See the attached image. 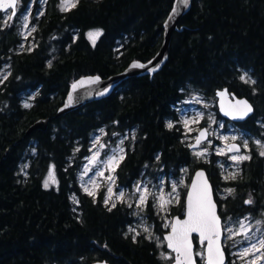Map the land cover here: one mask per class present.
<instances>
[{"label": "trees", "instance_id": "16d2710c", "mask_svg": "<svg viewBox=\"0 0 264 264\" xmlns=\"http://www.w3.org/2000/svg\"><path fill=\"white\" fill-rule=\"evenodd\" d=\"M23 1L27 7L29 0ZM174 1L79 0L76 8L61 12L60 0H35L36 31L29 36L16 26H2L0 11V71L8 64V72L0 75V264H165L154 241L144 234L133 241L126 233L133 221L126 203L109 211L101 190L91 197L80 185L81 163L101 129L110 137L135 132L116 170L122 185H130L148 165L165 172L188 167L189 181L203 167L214 189L218 184L235 189L226 198L215 191L223 219L247 211L246 197H264L259 148L252 145L251 159L240 163L236 179L225 180L215 156L197 158L181 139L178 124L167 127L168 120L177 119L187 91L215 96L227 87L251 101L254 114L248 124L264 138V0H193L162 69L125 80L109 96L14 144L32 124L57 112L76 79L107 78L132 61L150 60L161 47ZM92 28L102 30L95 45L86 36ZM245 72L256 84L241 81ZM31 93V107H25L24 96ZM53 165L57 185L45 188ZM185 194L172 206L174 215L184 209ZM150 209L149 204V217L160 231Z\"/></svg>", "mask_w": 264, "mask_h": 264}, {"label": "snow or ice", "instance_id": "6c2138e0", "mask_svg": "<svg viewBox=\"0 0 264 264\" xmlns=\"http://www.w3.org/2000/svg\"><path fill=\"white\" fill-rule=\"evenodd\" d=\"M183 2L186 7L187 0H183ZM19 3L20 0H0V11L7 13V19L3 21L4 27H9V22L17 16ZM78 4L79 0H60V11H69L70 9L76 8ZM21 15L24 20V23L21 26L24 29H28L30 23L28 16L23 13H21ZM40 15H43V13H40ZM169 19H172V17L170 16ZM31 31H36L35 27H33ZM87 35L93 45H95L96 38L102 35V32L100 30L90 31ZM49 66L51 65L49 64ZM133 67H144V65L134 64ZM155 70V68L151 69V71ZM4 79H7V76H5ZM240 79L245 84H256V81L252 80L247 72L242 74ZM99 80L100 78L97 76L95 78H89L87 81H78L72 85V90L75 92L78 86H82L86 82L89 84H95L98 83ZM107 90L108 89H104L103 91H100L99 94L103 95ZM217 95L221 97V109L224 111V114L232 116L233 119L242 120L253 111L252 105L249 104L247 100L243 99L235 100L234 104L229 102L227 106H225L224 98L229 95L227 89L218 92ZM73 100V95L69 94L67 103L64 107H70ZM24 106L31 107L29 104H25ZM202 118L203 113H197L193 119L184 120L183 125L188 132H191L192 129L189 125L198 123ZM212 122L216 123L215 120ZM219 126L223 127V124H220ZM167 127L172 129L174 124L169 122ZM101 132H103V129H101ZM113 135L117 134L113 133ZM207 136V128L199 130V134L195 137V144L189 145V147L197 148L207 139ZM221 139L227 141L228 137L224 136L221 137ZM237 139L238 137L235 135L231 137V140L233 141H236ZM240 140L241 144H226L225 148L219 149L216 154L227 155L228 153H235L231 155L229 159L237 166L243 161L250 160V155L240 154L241 145L244 149H249L248 140L243 138V136L240 137ZM254 143L261 149L259 154L264 156V143L260 140H255ZM120 145H123V140L120 141ZM92 147L103 149L107 147V145L101 144L99 139H97ZM77 151H79V149H77ZM206 153L207 148L202 151L194 152V155L197 157H204ZM100 155V151H94L91 157H86L88 165L84 166L83 176H87L89 172L93 171V168H96L93 175L108 182L109 186L103 197V203L106 207L111 201H113L114 196L116 201L126 203L125 189L118 188L117 191H114L113 187L116 183V170L120 163L125 159L124 148L118 146V149L112 150L111 154L105 153V159L102 161ZM89 165L92 167H89ZM97 165H100V167L97 168ZM105 172H108L109 175L105 176ZM83 176H81V180H83ZM236 176L237 173L233 172L229 173L228 176H225L224 178L227 180L230 177L235 180ZM49 182L57 183L55 180L54 165L50 167L48 179L44 182L45 188L49 187ZM178 184L179 182L172 183L171 192L164 193L163 191H160L159 194L156 195L149 190L147 183L141 186V183L137 182L134 192V195L138 194L137 199L135 200V206L143 210L145 207H148L149 197H153V206L158 207L161 212H166L169 205H172L174 202L177 204L180 202L179 192L177 190ZM82 187L88 196L95 197L97 190L100 188V183L96 179L89 178L86 183L82 184ZM234 191L235 189L233 188L226 189L229 196L232 195ZM73 201L74 203H79L75 196H73ZM244 203L251 205L254 201L249 197ZM115 207L116 203L112 202L111 207H109L108 210L111 211ZM128 207H133V204L128 203ZM185 216V219L176 217L164 224V227L170 228L171 231L163 238V241L158 244V247L162 246L164 241H166V247L170 249L171 252H161L160 255L163 260L171 261L172 264H198L197 258H199V264H264V219H257L254 223H251L249 222L250 217L246 216L243 219H237L236 221L229 223V221H231V218L229 217L222 223L221 216L217 213V204L213 200V187L208 183V179L203 171H198L196 173V178L192 181L190 190L186 194ZM134 231V229L129 228V232ZM144 232H149V229L145 227ZM194 233L198 234L199 249H194ZM138 235H140L139 232L132 237L133 241H135L136 236ZM237 237H240V239H236ZM147 238H152L150 232ZM156 239L160 241V237H156ZM228 240L233 241V244L228 247L238 248L237 251L229 253V255L236 258L234 260H227L225 255V248L227 246L226 242Z\"/></svg>", "mask_w": 264, "mask_h": 264}, {"label": "rangeland", "instance_id": "374dc122", "mask_svg": "<svg viewBox=\"0 0 264 264\" xmlns=\"http://www.w3.org/2000/svg\"><path fill=\"white\" fill-rule=\"evenodd\" d=\"M35 0H29L27 7H24V1L20 0L18 9H17V16L13 18L12 21L9 22V25L16 26L17 30H19L23 36H29L32 34L31 29L34 27V22H33V14H32V6L33 2ZM60 5V2H59ZM25 8V9H24ZM23 13L24 15L28 16V19L30 21L28 29H24L21 25L24 23L23 16L21 15ZM3 21L7 19V13H3L2 15ZM101 29L99 28H92L86 31V36L88 37V33L90 31H97ZM100 37V36H99ZM98 37V38H99ZM96 38V41L97 39ZM90 40V39H89ZM91 41V40H90ZM92 42V41H91ZM27 43V42H26ZM26 43L22 45V47H26ZM96 43V42H95ZM29 44V42H28ZM30 44H33L30 42ZM8 72V64H5L1 71L0 75H5ZM34 98V94H26L24 96V102L29 104L31 100ZM177 114H176V120H168L169 122H172L173 124H178L179 126V132L181 133V139L183 142L186 143V146L189 147L194 141L195 137L198 135L199 130L202 127H207L208 132H209V137L206 141L202 142L201 145L198 148L191 149L192 153L197 151H202L205 148H207V153L204 157H196L200 159H206L209 160L212 156H215L218 162L220 163V167L222 169L223 175L228 176L229 173H238L239 165L237 166L233 161L229 159V157L235 153H228L227 155H217V151L221 148H225L226 144H229L231 142H238L241 144L240 137L243 136V138L248 140L249 143V149H244L242 147L241 153L240 154H248L250 155L251 152V147L254 145L255 147L259 148L258 145L254 143L255 140H260L257 137H254L252 133H248L238 127L235 126V124L231 121L225 120L222 117L220 118V114L217 109V99L216 96H206L205 94L196 91V90H189L186 93V97L183 101L179 103L177 106ZM197 113H203V118L199 120L198 123H193L190 124L189 127L192 129L191 132H188L187 129H185L183 125V121L188 119L191 120L193 119ZM215 120L216 123H213L212 121ZM223 124V127H220L219 125ZM235 135L238 137L236 141L231 140V137ZM135 136V132H127V133H122V134H117L114 136H108V133L106 132L105 129H103V132L99 130L92 139V143L89 149V154L83 158V162L81 163V168L79 172V180H80V185L82 187V184L86 183L89 178L96 179L100 183V188L97 190V193L101 190L103 192V196L106 193V189L109 186L108 182L106 180H102L99 177H96L93 175L95 172L96 168H93L92 172H89L87 176H83L84 172V166L88 165V160L86 157H91L93 155L94 151H100V159L101 161L105 159V153L111 154L112 150L118 149V146H122L124 148V151L126 150V141L132 139ZM227 136L228 140L225 141L221 139V137ZM99 139L101 144H106L107 147L100 149L99 147L93 148L94 142ZM123 140V145H120V141ZM261 141V140H260ZM210 142V143H209ZM264 143L263 141H261ZM190 148V147H189ZM260 149V148H259ZM250 150V151H249ZM261 150V149H260ZM226 151V149H225ZM89 167H92L89 165ZM97 168L100 167V165L96 166ZM24 168V165L22 164V169ZM186 170V171H185ZM173 170L172 172H165V168L158 165H148L145 166L144 170L140 174V176L137 179L132 180L130 185H122L118 182V174L117 172L115 173L116 176V183L113 185L114 191H117L118 188H123L126 191V204L132 203L133 207L132 209V216H133V221L132 223L128 226L126 233L131 234L132 236L136 235L137 232L140 234H144L146 237L149 236V232L151 233V239L158 244L163 241V234L165 232L170 231V228H165L164 224L168 221H171L173 219L174 214L171 211V208L173 205H178L177 203H173L172 205H169L167 207L166 212H161L158 207H154V200L153 197H149V204L151 207V212L153 215H156L157 218L160 221V231L156 229V222L152 221L149 217V210L148 207H145L143 210L140 208H137L135 206V200L137 199L138 194L134 195L135 192V185L137 182L141 183V186L143 184L147 183V186L151 192L154 194L158 195L160 191H163L164 193L171 192V185L174 182H179L178 184V192H179V199L181 201V198L183 196V193L187 191V188L189 186V169L188 167H181V169L177 170V172ZM49 173V171H48ZM48 173L45 176L44 182L46 179H48ZM109 175L108 172H105V176ZM81 176H83V180H81ZM55 180L57 182V176L55 173ZM57 183H51L49 182V187L56 186ZM91 187V186H90ZM83 188V187H82ZM229 187L223 186L218 184L215 187V191L218 196L221 198H225L228 193L226 192V189ZM249 199V196L246 197ZM245 198V199H246ZM115 202L116 204L119 201L115 200V196L113 197V201L109 203V206H111V203ZM148 204V205H149ZM181 213H184V209L182 210ZM178 213V214H181ZM264 214L263 211H260L259 214H254L252 212H245L240 215H233L231 213H227L224 216L223 222H225L229 217L231 218V223L232 221H236L237 219H243L244 217L248 216L250 217L251 223H254L255 220L257 219H264ZM147 227L149 229V232H144V228ZM129 228L134 229V232H129ZM156 237H160V241L156 239ZM236 239H240V237H237ZM165 241L162 244V246L159 247V256L161 257V252H171L168 250L165 246ZM233 244V241L228 240L226 242V248L230 249V252L237 251L238 248H231L228 247ZM200 246H196V249H199ZM233 260L236 259L234 256ZM162 259V258H161ZM163 260V259H162ZM165 264H169L171 261L168 260H163Z\"/></svg>", "mask_w": 264, "mask_h": 264}, {"label": "water", "instance_id": "95a60500", "mask_svg": "<svg viewBox=\"0 0 264 264\" xmlns=\"http://www.w3.org/2000/svg\"><path fill=\"white\" fill-rule=\"evenodd\" d=\"M192 4H193V0H187V6L186 7H185L183 0H175L174 1L172 9L169 12L167 18L165 19V21L163 23V40H162L161 47L158 50V52L150 60H148L146 62L132 61L123 71L115 73V74H113L107 78H103L99 75H88V76H82V77L76 79L70 85L69 91H68L67 96L64 100V103L58 108L57 112L55 114L47 117L44 120H39V121L35 122L34 124H32L26 130L24 136L20 140L15 142L14 144H17L19 142L24 141L27 137H29L33 132H35L37 130H43V131L47 130L48 125L52 120L59 118V117H62V116L66 115L72 111H75V110L83 107L84 105H86L88 103H92V102L101 100V99L109 96L125 80H127L131 77H140V76L152 75L156 71L162 69L163 66L165 65L167 59H168V56H169V49H170L173 34L179 29V23H180L181 19L191 10ZM174 9H175V12H174ZM9 11H11V10H9ZM3 13H5V12H3ZM170 16L172 17V19H169ZM134 64L144 65V67H133ZM153 68H155L156 70L151 71V69H153ZM97 76L100 78L98 83L89 84L86 82L82 86H78L76 91L73 92L72 85L74 83H77L78 81H81V80L87 81L89 78H95ZM104 89H108V90L105 92V94L100 95L99 94L100 91H103ZM225 89H227L229 92V95L224 98L225 106H227V104L229 102L234 104L235 100H241V99L247 100L248 103L252 105L253 111L246 118H244L242 120L233 119L232 116L224 114V111L221 109V97L218 96L217 93L220 91H223ZM69 94L73 95L74 100H73V103L70 107L65 108L64 105L67 103ZM215 96L217 99L218 112H219L220 116L225 120L231 121L233 123H242V122L248 120L254 114V106L251 103V101L245 96L240 97V96L235 95L234 93H231L227 87L217 89L215 92ZM61 109H63V110H61ZM204 128H207V127H202L200 130H202ZM198 134H199V132H198ZM208 137H209V132H208L207 139H208ZM206 140H204V141H206ZM232 143L240 144L238 142H231L229 144H232ZM193 144H195V141L191 145H193ZM190 149H195V148L190 147ZM241 150H242V145H241ZM1 161H2V159L0 160V163H1ZM198 171H203L205 173V176L208 179V183L210 185H212V187H213V200L217 204V213H218V215L221 216L220 208H219V205H218V202L216 199V195H215V189H214L213 183L209 177V174L205 168L199 167L193 172L191 179H190V182H189V186H188L187 191H186V194L190 190L191 183L196 178V173ZM186 194H185V199H184V214H183V216L175 214L173 216V219L176 217H179L180 219L186 218V216H185ZM221 220L223 223V217L222 216H221ZM170 231H171V229H170ZM170 231L165 232L163 234V238ZM195 238L197 239V242H198V234L194 233L193 234L194 249H196ZM165 243H166V241H165ZM165 246H166V244H165ZM168 250H170V249H168ZM225 255L227 257L226 249H225ZM227 260H228V257H227ZM93 264H111V263L108 262L107 260H98V261L94 262ZM169 264H172V262H170Z\"/></svg>", "mask_w": 264, "mask_h": 264}, {"label": "flooded vegetation", "instance_id": "af4514ba", "mask_svg": "<svg viewBox=\"0 0 264 264\" xmlns=\"http://www.w3.org/2000/svg\"><path fill=\"white\" fill-rule=\"evenodd\" d=\"M2 26H3V24H2ZM257 122L260 123L261 120L258 119ZM234 124H235L236 127L248 132L249 134L252 133L254 135V137H257L258 139H260L261 141L264 142V138L254 132V130L251 128V124H248L247 120L242 122V123H234ZM247 199L248 198L244 199V201L247 200ZM251 199L254 201V203L251 204V205L245 204L247 206V208H248L247 211H245V212H252L254 214H259L260 211L264 212V197L260 198V199H258L256 197H251ZM183 214L184 213H181V214H178V215L183 216ZM195 242H196V246H200L198 244L196 238H195ZM230 251L231 250L228 248L227 251H226L227 252V257H228V260H233V257L231 255H229ZM197 259H198V264H199V258H197Z\"/></svg>", "mask_w": 264, "mask_h": 264}]
</instances>
